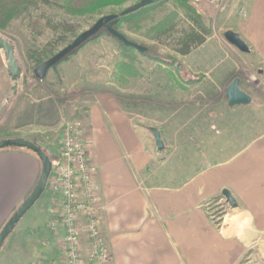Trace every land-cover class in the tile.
<instances>
[{
	"label": "rangeland",
	"instance_id": "374dc122",
	"mask_svg": "<svg viewBox=\"0 0 264 264\" xmlns=\"http://www.w3.org/2000/svg\"><path fill=\"white\" fill-rule=\"evenodd\" d=\"M141 1L132 0L121 8H107L99 15L84 18L65 16L45 7L33 8L31 15L15 20L7 32H0V39L13 46L21 69V78L13 81L5 54L0 50V140L23 138L34 142L54 166L60 130L65 124L80 122L91 144L87 121L90 107L94 100L104 96L117 104L138 132L142 155L153 158L144 173L152 176L155 185L156 166L168 173L200 166L199 154H188L186 150L185 155L177 156L180 143H186L189 137L200 143L202 151L223 160L239 152L250 137L261 135L264 79L255 67V58L239 51L225 38L227 32H233L229 18L246 14V0L230 2L221 13L211 7L195 9L211 34L188 56L175 52L174 42L193 28L196 18L177 0L152 3L140 16L122 24L120 31L131 42L158 48L160 56L176 58L173 66L166 59L127 49L104 33L51 69L43 81L35 78L34 71L40 64L32 56L43 52L47 44L63 36L64 41L55 43L54 53L42 63L70 45L101 17L120 15ZM41 13L47 21L40 20ZM61 22L66 28L55 33L53 26ZM237 78L240 88L252 97V103L228 108L224 105L226 87ZM212 91L218 93L219 100H209ZM215 109L221 113L220 117L211 114ZM153 130L161 134L165 145L162 152L157 150ZM179 161L185 163L182 168H177ZM232 210L223 196L210 203L209 217L223 230L235 223ZM32 212L26 214L6 240L0 251V264H12L10 255L21 258L24 264L43 263L42 256L49 252V246L41 240L47 241L52 231L48 227L47 230L27 227L26 220ZM54 233L62 254L64 231L59 226ZM243 264H264V260L253 252L246 255Z\"/></svg>",
	"mask_w": 264,
	"mask_h": 264
},
{
	"label": "crops",
	"instance_id": "0c3cea01",
	"mask_svg": "<svg viewBox=\"0 0 264 264\" xmlns=\"http://www.w3.org/2000/svg\"><path fill=\"white\" fill-rule=\"evenodd\" d=\"M261 2L246 0V14L229 19L264 79ZM209 94L211 101L220 99L216 91ZM224 101L226 107L233 108L227 96ZM211 114L221 115L216 109ZM87 121L110 264H243L253 252L264 260V132L250 137L239 152L223 160L202 151L200 143L189 137L180 143L177 156L185 155L186 150L199 154L200 166L172 173L156 166L154 185L152 176L144 173L153 158L142 155L138 132L113 100L104 96L94 100ZM55 158L56 163V151ZM181 161L177 168L185 164ZM40 175L41 162L31 152L0 151V229L33 192ZM224 190H229L237 203L232 210L236 220L220 230L209 217V205L223 199ZM62 203V195L47 189L26 220L29 228L52 231L47 241L41 240L49 246L41 264H62L53 227ZM8 259L12 264H24L15 256Z\"/></svg>",
	"mask_w": 264,
	"mask_h": 264
},
{
	"label": "built area",
	"instance_id": "2783aa9c",
	"mask_svg": "<svg viewBox=\"0 0 264 264\" xmlns=\"http://www.w3.org/2000/svg\"><path fill=\"white\" fill-rule=\"evenodd\" d=\"M234 1L184 0L198 11L211 7L216 13ZM57 154L48 188L63 197L53 222L55 229L61 226L64 231L62 264H110L111 252L103 233L91 145L80 122L74 120L61 128Z\"/></svg>",
	"mask_w": 264,
	"mask_h": 264
},
{
	"label": "water",
	"instance_id": "95a60500",
	"mask_svg": "<svg viewBox=\"0 0 264 264\" xmlns=\"http://www.w3.org/2000/svg\"><path fill=\"white\" fill-rule=\"evenodd\" d=\"M152 2L153 0H142L135 6L124 10L120 15L113 14L101 17L89 30L79 35L70 45L65 47L49 60L39 65L34 71L35 78L43 81L47 77L51 69H55L59 63H61L68 56L76 52L83 45L94 39L103 31L125 46L133 48L141 54L147 53V48L129 41L127 37L116 30L115 25L117 24L121 16L133 14L151 5ZM225 38L230 45L237 48L239 51L246 54L250 53L248 45L239 37V35L235 34L234 32H227L225 34ZM0 50L5 54L10 77L13 81L19 80L21 78V69L17 62L13 46L8 42L0 39ZM226 96L230 107L246 106L252 103V97L240 88V80L238 78L235 79L227 88ZM153 133L155 136L157 150L159 152H162L165 149V145L162 140L161 134L157 130H153ZM8 149H19L32 152L41 162L42 169L41 175L33 192L24 200V202L18 207V209L8 219V221L1 229L0 251L4 247V244L8 237L16 229V226L21 222L26 214L36 205V203L46 192L53 171V163L51 162L49 156H47L43 152L41 147L37 146L34 142L28 141L23 138L0 140V151ZM223 196L232 208H237V203L229 190H224Z\"/></svg>",
	"mask_w": 264,
	"mask_h": 264
},
{
	"label": "trees",
	"instance_id": "16d2710c",
	"mask_svg": "<svg viewBox=\"0 0 264 264\" xmlns=\"http://www.w3.org/2000/svg\"><path fill=\"white\" fill-rule=\"evenodd\" d=\"M131 1L132 0H0V32L3 33L7 32L15 20L21 19L26 15H31L33 8L39 9V7H45L52 11L62 13L65 16L67 15L72 17L84 18V17H92L95 15H99L107 8H112V7L121 8ZM160 1L161 0H153L152 3H158ZM177 2L179 3L180 6L186 8L196 18L195 25L193 26V28H191L190 31L183 33L174 42L175 45L174 51L181 56H188L196 48L202 46L207 41V38L208 36H210L211 31L203 24L202 19L197 15L194 8H191L186 2H184V0H177ZM145 10L146 7L133 14L127 16H121L119 18V21L115 25L116 30H118L121 33L120 28L122 24H124L126 21H129L132 18L140 16ZM40 20L47 21L46 15L41 13ZM53 27L55 33H58L60 30L66 28V24L61 22ZM104 33L106 32L104 31L101 32L95 38H98L100 35H103ZM107 35L110 36L109 34ZM62 41H64V39L63 36L60 35L56 41L47 44L44 47L43 52L35 53L32 56V59L37 64L41 65L44 58H47L48 56H51L54 53L55 43L60 44L62 43ZM120 45H122L127 49H132L130 47L125 46L122 43H120ZM146 48L148 49L147 53L144 54L146 56L148 55L150 56L152 54L156 56V59L157 58L158 59L160 58L159 60H162L161 58L166 59L167 62L171 63L170 64L171 66H173V64L177 62L176 58H173L171 56H160V52L158 48L155 47H146ZM74 53H72L71 55H73ZM70 56H68L66 59H68ZM33 155L37 157L35 154Z\"/></svg>",
	"mask_w": 264,
	"mask_h": 264
}]
</instances>
